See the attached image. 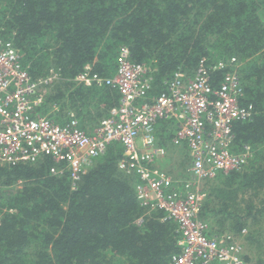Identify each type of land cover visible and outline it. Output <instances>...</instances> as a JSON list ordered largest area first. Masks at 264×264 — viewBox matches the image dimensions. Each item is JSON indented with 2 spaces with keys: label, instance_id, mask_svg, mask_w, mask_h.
Segmentation results:
<instances>
[{
  "label": "trees",
  "instance_id": "trees-1",
  "mask_svg": "<svg viewBox=\"0 0 264 264\" xmlns=\"http://www.w3.org/2000/svg\"><path fill=\"white\" fill-rule=\"evenodd\" d=\"M0 36L33 79L57 73L43 87L42 113L64 119L72 111L87 131L119 93L77 84L85 64L111 76L125 45L131 61L146 64L157 95L175 71L191 76L200 58L235 56L254 112L233 122L232 151L246 145L250 157L202 180L198 218L207 236L231 234L245 264H264V0H0ZM165 129L160 137L171 142L174 131ZM171 144L162 145L168 163L179 153L186 174L188 150ZM122 151L111 143L74 184L69 170L50 173V157L0 163V264H167L180 250L177 223L139 204L136 177L117 166Z\"/></svg>",
  "mask_w": 264,
  "mask_h": 264
},
{
  "label": "built area",
  "instance_id": "built-area-1",
  "mask_svg": "<svg viewBox=\"0 0 264 264\" xmlns=\"http://www.w3.org/2000/svg\"><path fill=\"white\" fill-rule=\"evenodd\" d=\"M20 58L12 40L0 36V163L50 157L54 161L50 173L69 170L74 184L111 143L118 142L123 151L117 166L136 177L139 204L163 210V219L177 223L180 250L167 264H245L241 245L231 234L224 240L207 236L206 224L198 218L206 196L202 180L217 171L240 169L250 157L246 145L245 151H232L233 122L249 120L254 112L252 103L243 102L235 56L202 57L191 76L175 71L157 95H150L152 76L146 64L131 61L125 45L111 76L85 64L73 78L77 84L111 86L119 93V104L90 131L71 112L64 119L42 113L43 87L57 73L33 79ZM216 71L222 74L214 85ZM159 120L175 124L171 142L189 151L191 161L182 179L174 180L155 163L166 155L156 140Z\"/></svg>",
  "mask_w": 264,
  "mask_h": 264
},
{
  "label": "crops",
  "instance_id": "crops-1",
  "mask_svg": "<svg viewBox=\"0 0 264 264\" xmlns=\"http://www.w3.org/2000/svg\"><path fill=\"white\" fill-rule=\"evenodd\" d=\"M115 70V68H114ZM114 72V71H113ZM112 72V73H113ZM71 113H73L72 111H69ZM74 114V113H73ZM166 124V129H170L171 132L174 131V126H173V123L170 121L166 122V121H161L159 122V127L156 126V130H155V135L156 134H159V137L156 136V140H157V143H159L160 145H165L167 144V146H172L171 142L170 141H165L163 139H161L160 137V134L163 133V125ZM169 132V131H168ZM168 132H164L163 133V137L166 138V136H168ZM185 147V146H184ZM186 148V147H185ZM187 149V148H186ZM185 150V149H183ZM177 151V150H176ZM188 154H189V151H186ZM190 155V154H189ZM179 162H180V157H179V153L178 154H175L171 160L170 163H168V160L166 158V156H164L163 158H160L159 160H157L155 163L161 167L162 169H164L174 180H177V179H182L183 176H185L186 174L184 173L183 169H181V167L179 166ZM180 173L179 176L176 177V175Z\"/></svg>",
  "mask_w": 264,
  "mask_h": 264
}]
</instances>
